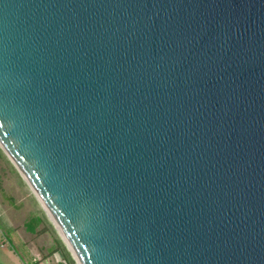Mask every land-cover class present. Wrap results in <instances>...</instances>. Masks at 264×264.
<instances>
[{
	"label": "water",
	"instance_id": "obj_1",
	"mask_svg": "<svg viewBox=\"0 0 264 264\" xmlns=\"http://www.w3.org/2000/svg\"><path fill=\"white\" fill-rule=\"evenodd\" d=\"M0 150L77 264H264V0H0Z\"/></svg>",
	"mask_w": 264,
	"mask_h": 264
},
{
	"label": "rangeland",
	"instance_id": "obj_2",
	"mask_svg": "<svg viewBox=\"0 0 264 264\" xmlns=\"http://www.w3.org/2000/svg\"><path fill=\"white\" fill-rule=\"evenodd\" d=\"M11 166L12 164L0 150V196L13 198L14 203L17 204L18 212H20V220L23 221L25 218L29 231L35 227L32 225L35 223L34 216L42 218L43 224L38 228L34 237L26 235L22 226L18 227V232L15 234L16 244L12 246L14 249L0 236V245H4L0 247V264H24L17 251L21 254V257L27 259L25 249L29 251V248L35 249L37 253L34 260L36 263L40 262L37 258L42 260L48 257L50 258L48 264H56L53 257L57 254L56 258L61 257L68 264H77L52 226L46 212L35 199L27 184L22 181L21 176L19 175L16 179ZM32 221L33 223H31Z\"/></svg>",
	"mask_w": 264,
	"mask_h": 264
},
{
	"label": "crops",
	"instance_id": "obj_3",
	"mask_svg": "<svg viewBox=\"0 0 264 264\" xmlns=\"http://www.w3.org/2000/svg\"><path fill=\"white\" fill-rule=\"evenodd\" d=\"M11 167H13L12 171H14V175H15L16 179H18L17 177L19 176V173L17 172V170L15 169V167L13 165ZM17 208H18L17 204L14 203V200L12 197L0 196V236L11 247L16 244L15 234H17V232H18V230H17L18 227L22 226L24 228V233L26 235H30V237H34V236H36V231H38V228L41 227L43 224L42 218H40L38 216H34L35 219H39L41 222L35 228L34 232H32V233L29 232L27 230V224L28 223H27V221H25V218L23 219V221L20 220V212H18ZM3 246H4L3 244L0 245V247H3ZM30 246H32V245H30ZM25 253L27 255V257H26L27 259H24V257H21V254L17 251V254H19L20 259L22 262H24V264H45V263L48 264L47 262L50 259L48 257L44 258L42 260H40L41 258H37V260L40 262L36 263V262H34V260L36 259L35 258L36 254H37L35 249L29 248V251L25 249ZM55 256H57V254L54 255L53 259L55 258Z\"/></svg>",
	"mask_w": 264,
	"mask_h": 264
},
{
	"label": "trees",
	"instance_id": "obj_4",
	"mask_svg": "<svg viewBox=\"0 0 264 264\" xmlns=\"http://www.w3.org/2000/svg\"><path fill=\"white\" fill-rule=\"evenodd\" d=\"M34 222L35 223H33V221L31 222V223H33L32 225L33 226H35V227H33V229L31 230V231H29V229H28V227H27V230L29 231V232H34L35 231V228L39 225V223L41 222L39 219H34ZM28 225V224H27ZM67 257V256H66Z\"/></svg>",
	"mask_w": 264,
	"mask_h": 264
},
{
	"label": "built area",
	"instance_id": "obj_5",
	"mask_svg": "<svg viewBox=\"0 0 264 264\" xmlns=\"http://www.w3.org/2000/svg\"><path fill=\"white\" fill-rule=\"evenodd\" d=\"M57 256H55V258H54V261H55V263L56 264H68L66 261H64V259L63 258H56Z\"/></svg>",
	"mask_w": 264,
	"mask_h": 264
},
{
	"label": "bare ground",
	"instance_id": "obj_6",
	"mask_svg": "<svg viewBox=\"0 0 264 264\" xmlns=\"http://www.w3.org/2000/svg\"><path fill=\"white\" fill-rule=\"evenodd\" d=\"M41 205V204H40ZM42 207V206H41ZM44 210V209H43Z\"/></svg>",
	"mask_w": 264,
	"mask_h": 264
}]
</instances>
